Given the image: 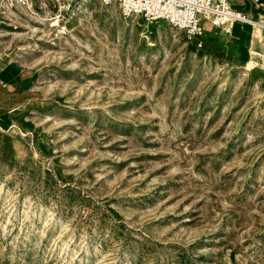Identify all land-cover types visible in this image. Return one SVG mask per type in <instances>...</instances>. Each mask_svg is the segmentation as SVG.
Segmentation results:
<instances>
[{
  "label": "rangeland",
  "instance_id": "rangeland-1",
  "mask_svg": "<svg viewBox=\"0 0 264 264\" xmlns=\"http://www.w3.org/2000/svg\"><path fill=\"white\" fill-rule=\"evenodd\" d=\"M251 51L219 61L116 4L0 0V67L30 83L0 136V264H264Z\"/></svg>",
  "mask_w": 264,
  "mask_h": 264
},
{
  "label": "crops",
  "instance_id": "crops-1",
  "mask_svg": "<svg viewBox=\"0 0 264 264\" xmlns=\"http://www.w3.org/2000/svg\"><path fill=\"white\" fill-rule=\"evenodd\" d=\"M230 4L252 18L257 24L239 27L235 26L231 33L213 28L208 22L203 23V40L212 51H217L222 62L247 63L255 49L259 56H264L263 45L258 41L264 31V0L254 3L253 0H229ZM256 28L260 33L255 35ZM243 41V42H242ZM240 45L243 53H240ZM220 49V52L217 50ZM247 58L242 61L241 57ZM208 57L213 58L211 55ZM30 87L27 71L14 61H7L0 67V136L11 129L18 111Z\"/></svg>",
  "mask_w": 264,
  "mask_h": 264
},
{
  "label": "built area",
  "instance_id": "built-area-1",
  "mask_svg": "<svg viewBox=\"0 0 264 264\" xmlns=\"http://www.w3.org/2000/svg\"><path fill=\"white\" fill-rule=\"evenodd\" d=\"M5 5L29 8L32 0H2ZM57 3L63 0H55ZM116 4L123 15H138L147 23L164 21L174 29L185 32L197 49L202 47L203 23L231 33L235 24H257L245 13L235 9L229 0H96ZM258 3L259 0H253ZM264 64V56L262 58Z\"/></svg>",
  "mask_w": 264,
  "mask_h": 264
},
{
  "label": "trees",
  "instance_id": "trees-1",
  "mask_svg": "<svg viewBox=\"0 0 264 264\" xmlns=\"http://www.w3.org/2000/svg\"><path fill=\"white\" fill-rule=\"evenodd\" d=\"M235 26H241V27H244V26H246V25H239V24H235V25H233V27H232V31H233V29H234V27ZM243 42V41H242ZM202 51H203V53L205 54V55H211L214 59H217V60H219V61H222L223 59L221 58V56H220V54L217 52V51H212L209 47H207L206 45H205V41L204 40H202ZM200 48V49H201ZM217 50L220 52V49L219 48H217ZM243 46L242 45H240V53H243ZM241 59H242V61H244V62H246L247 61V58H245V57H243V55H242V57H241Z\"/></svg>",
  "mask_w": 264,
  "mask_h": 264
},
{
  "label": "bare ground",
  "instance_id": "bare-ground-1",
  "mask_svg": "<svg viewBox=\"0 0 264 264\" xmlns=\"http://www.w3.org/2000/svg\"><path fill=\"white\" fill-rule=\"evenodd\" d=\"M261 30H259V28H256V31H255V35H258L260 33ZM245 65H249V66H252L254 65V61H253V57H251L250 61L247 62V63H244Z\"/></svg>",
  "mask_w": 264,
  "mask_h": 264
}]
</instances>
